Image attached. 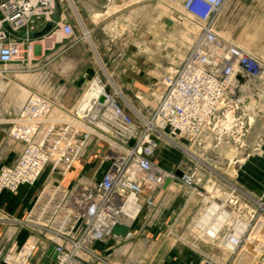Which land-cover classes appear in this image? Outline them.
Wrapping results in <instances>:
<instances>
[{
    "label": "built area",
    "instance_id": "2783aa9c",
    "mask_svg": "<svg viewBox=\"0 0 264 264\" xmlns=\"http://www.w3.org/2000/svg\"><path fill=\"white\" fill-rule=\"evenodd\" d=\"M57 1L60 6L70 0ZM226 2L180 0L182 16L197 26L198 33L180 63L161 77L154 106L142 113L125 110L115 98L120 92L113 85V92L108 91L100 81L96 94L84 100L90 85L70 110H63L64 90L51 83L50 61L32 62L31 40L12 34L41 30L51 20L54 0H0L1 78L21 73L34 78L32 85L39 90L27 91L8 123L6 138L20 148L13 163L0 168V194L34 186L47 172L25 216L4 220L26 235L2 256L0 250V264H112L93 244L117 226L134 221L143 208H152L155 193L166 179L172 181L171 174L155 162L161 145L191 159L192 166H177L181 185L192 197L201 198L190 235L217 242L228 253L237 251L244 223L233 218L234 211L226 206L229 200L215 201L209 192L203 197L196 188L205 140L221 136L241 148L253 119L248 103L238 100H258L264 90V56L218 33ZM56 29L65 38H75L68 21L59 19ZM94 144L107 149L102 157L107 168L100 178L63 185L75 162ZM236 230L241 232L238 240L233 238ZM229 243L234 246L228 247ZM200 264L220 263L206 255Z\"/></svg>",
    "mask_w": 264,
    "mask_h": 264
},
{
    "label": "rangeland",
    "instance_id": "374dc122",
    "mask_svg": "<svg viewBox=\"0 0 264 264\" xmlns=\"http://www.w3.org/2000/svg\"><path fill=\"white\" fill-rule=\"evenodd\" d=\"M241 2L242 8L246 6L251 11V16H248L251 19L247 22L258 27L251 39L260 47L264 44V0ZM71 12L68 23L73 28L74 36L83 38L88 32V41L93 44V49L86 44L76 55L78 62L74 67L70 64L62 65L58 71L63 72V75L68 74L71 79L76 76L80 78L87 72L96 74L84 78L86 83L79 91L78 98L96 80L106 83L108 91L113 92V85L120 92L121 95L115 98L125 110L142 113L150 111L154 106L161 92V77L180 63L198 33L197 26L182 16L180 0H122L109 11L111 18L97 29L82 21L76 9ZM99 18L95 17L93 22ZM234 20L242 25L246 23L244 19ZM258 55L264 56V53ZM69 58L67 56L66 59ZM26 77L13 72L7 73L4 78L0 75L1 122L5 118L2 108L8 104L9 108L18 107L23 94H27L26 86L34 83V78L28 80ZM261 93L258 100L247 99L246 109L253 123L243 138L241 148L221 136H211L205 140L206 154L201 157L204 166L199 168L200 181L196 185L203 197L209 192L215 201L229 200L231 203L228 201L226 206L234 211L233 218L244 223V236L234 254L224 251L217 242L198 241L190 235V225L199 210L201 198L192 197L175 173L179 170L178 165L192 166L191 159L164 145L156 153L155 162L171 174L173 179L169 195L157 191L154 206L142 209L148 212L146 217L149 229L153 232L150 233L151 237L160 242L164 238L175 240L176 248H188L196 254L197 264L206 255L213 256L220 264H264V90ZM245 95L250 94L246 91ZM6 122L1 127L7 131L9 125ZM4 145L13 152L20 148L19 144H10L8 139ZM106 152L104 145L94 144L75 162L70 177L86 176L90 181L97 180L107 168V163L102 161ZM46 176L47 172H43L34 185L38 191ZM5 193L8 192L0 194L1 199ZM229 197L231 199H227ZM31 205L27 209L11 210L10 214L0 213L1 256L6 248L14 242L19 243L26 235L23 229H16L4 220L23 218Z\"/></svg>",
    "mask_w": 264,
    "mask_h": 264
},
{
    "label": "crops",
    "instance_id": "0c3cea01",
    "mask_svg": "<svg viewBox=\"0 0 264 264\" xmlns=\"http://www.w3.org/2000/svg\"><path fill=\"white\" fill-rule=\"evenodd\" d=\"M121 1L122 0H70L64 5H60L59 19H62V21H68L73 8L76 9V12L82 21L84 20L87 23L92 24L94 26L93 29H97L101 23L106 22L111 18V16H109V11H111L112 8L117 7V3ZM241 3V0H227L218 21V33L252 54L258 55L259 53H264V44L259 47L255 44L254 39H251V36L255 33L258 27L247 22L251 19L248 17L251 16V11L246 6L242 8ZM244 13L245 15H243ZM95 17H100L97 22H93ZM235 18L239 20L244 19L246 23L242 25L241 22L234 20ZM61 35V31L56 29L45 37L30 39L31 52L32 62L42 63L46 59L50 61L48 66L53 73L51 83L55 87H63L64 93L61 97V107L63 110L68 111L75 105V100H77L79 96V91L86 83L84 78L90 76L94 77L96 74L93 72H87L82 74L80 78H77L76 76L71 79L68 74L63 75V72L58 71L62 65L67 66L70 64L74 67L78 62L76 55L86 47V44L93 49V44L88 41V32L87 37L85 38L88 42L81 37L70 39ZM67 56H70L71 58L66 59ZM65 60L66 62H64ZM77 80L81 84L78 83ZM26 87H28V90L39 91L38 88L33 85ZM40 91L44 94L48 93L47 90ZM47 95L52 94L49 92ZM16 108L17 107L14 106L9 108V104L2 108L5 118H3L4 122H1L3 120L0 118V168L2 166L11 165L16 157L15 153L17 152H13L11 149L5 147L4 144L7 139L5 134L6 129L1 127V124L5 125L6 121H8L6 123H9ZM76 178H79V176L71 178L69 173L68 176L62 180V184L70 185L76 181ZM85 178L86 176H80L79 179ZM168 187L165 190L161 189L160 191L169 195L171 190ZM37 192V186H22L16 193H5V196L2 199L0 195V213L3 212L5 214H10L11 210H17L18 208L20 209L24 207L27 209ZM147 214L148 212L146 213L142 211L141 216L137 217L133 222L117 226L110 236L94 242V250L103 255L112 264H197L198 258L196 254L188 248H176L177 244L175 240L164 238V240L160 242V240H155L153 236L151 237L150 233L153 232L149 229L150 224L148 222V217H146Z\"/></svg>",
    "mask_w": 264,
    "mask_h": 264
},
{
    "label": "water",
    "instance_id": "95a60500",
    "mask_svg": "<svg viewBox=\"0 0 264 264\" xmlns=\"http://www.w3.org/2000/svg\"><path fill=\"white\" fill-rule=\"evenodd\" d=\"M54 4H55V8L53 11V14L51 16V20L46 22L45 25L43 26V28L39 31L33 32V33H29V34H24V33H12L11 30L8 28V26L5 24L4 28L8 31L11 32L12 34H14L15 36L19 37V38H27V39H38V38H42L45 37L47 34H49L53 28H54V23L57 22L59 20L60 17V6L57 0H54ZM1 18V16H0ZM240 103L246 105V100H238ZM175 176L177 178L181 177V173L179 171H177L175 173ZM171 183V179L168 178L166 179V181L163 184L162 189H166L169 184ZM51 252V248L48 250V254Z\"/></svg>",
    "mask_w": 264,
    "mask_h": 264
},
{
    "label": "bare ground",
    "instance_id": "6f19581e",
    "mask_svg": "<svg viewBox=\"0 0 264 264\" xmlns=\"http://www.w3.org/2000/svg\"><path fill=\"white\" fill-rule=\"evenodd\" d=\"M72 3V2H71ZM72 6V5H71ZM113 7V6H112ZM58 36V35H57ZM57 36H56V38H57ZM48 38V37H47ZM55 38V39H56ZM59 38V37H58ZM27 78H29V77H26V79ZM28 80H30V78L28 79ZM100 90V84L96 81V80H94L93 82H92V84H91V88H90V90L86 93V95H85V99L84 100H86L89 96H91V95H94V94H96L98 91ZM24 96H23V98L21 99V101H20V103L23 101V99L26 97V95L27 94H23ZM172 182V181H171ZM170 187H172V185H171V183L169 184V189H170ZM132 215H134V214H132ZM235 234H233V238L235 239V240H238L239 238H240V235H241V232L240 231H235L234 232ZM229 246L228 247H230V248H232L233 246H234V243L232 244V243H229L228 244Z\"/></svg>",
    "mask_w": 264,
    "mask_h": 264
}]
</instances>
